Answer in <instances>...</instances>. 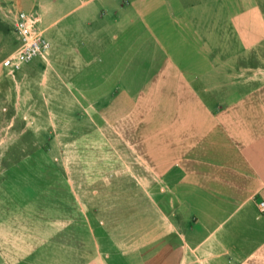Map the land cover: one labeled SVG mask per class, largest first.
<instances>
[{
	"label": "crops",
	"instance_id": "1",
	"mask_svg": "<svg viewBox=\"0 0 264 264\" xmlns=\"http://www.w3.org/2000/svg\"><path fill=\"white\" fill-rule=\"evenodd\" d=\"M0 2L37 13L50 65L99 94L116 189L146 209L129 240L89 211L0 264H264V0Z\"/></svg>",
	"mask_w": 264,
	"mask_h": 264
},
{
	"label": "rangeland",
	"instance_id": "2",
	"mask_svg": "<svg viewBox=\"0 0 264 264\" xmlns=\"http://www.w3.org/2000/svg\"><path fill=\"white\" fill-rule=\"evenodd\" d=\"M4 3L0 67L18 46L13 21L19 10ZM50 53L0 78V245L39 243L54 225L89 211L102 213L108 226L120 225L129 240L128 227L145 229L146 222L132 220L145 217L146 209L137 213L125 199L130 190L116 189L130 175L120 159L116 168L114 127L100 125L99 94L81 92L82 77L63 70L65 60L51 66ZM145 193L135 191L139 199Z\"/></svg>",
	"mask_w": 264,
	"mask_h": 264
},
{
	"label": "built area",
	"instance_id": "3",
	"mask_svg": "<svg viewBox=\"0 0 264 264\" xmlns=\"http://www.w3.org/2000/svg\"><path fill=\"white\" fill-rule=\"evenodd\" d=\"M8 12L11 13L13 10L8 9ZM13 26L18 46L2 63L9 76H14L24 65L35 59H45L51 49L49 40L40 28V17L37 13L15 11ZM260 208L264 211V203Z\"/></svg>",
	"mask_w": 264,
	"mask_h": 264
}]
</instances>
